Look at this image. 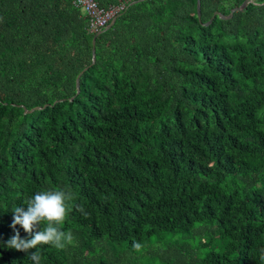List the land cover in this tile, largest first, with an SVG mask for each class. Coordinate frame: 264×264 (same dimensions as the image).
<instances>
[{
  "label": "trees",
  "instance_id": "trees-1",
  "mask_svg": "<svg viewBox=\"0 0 264 264\" xmlns=\"http://www.w3.org/2000/svg\"><path fill=\"white\" fill-rule=\"evenodd\" d=\"M96 1L128 2L97 36L73 0H0V264H33L5 243L45 189L73 240L40 264H261L264 0Z\"/></svg>",
  "mask_w": 264,
  "mask_h": 264
},
{
  "label": "clouds",
  "instance_id": "clouds-1",
  "mask_svg": "<svg viewBox=\"0 0 264 264\" xmlns=\"http://www.w3.org/2000/svg\"><path fill=\"white\" fill-rule=\"evenodd\" d=\"M73 199L71 190L45 189L37 191L25 201L26 209L23 205L13 207L10 227L14 230V235L6 241L5 247L28 253V259L33 264H40L39 249L42 246L49 245L56 249H64L73 240L72 233L65 232L61 228L67 213L71 211L70 202ZM77 210L87 215L83 205ZM17 226H20L31 238H21ZM141 247L140 243H133L135 250H140ZM32 249L35 251L30 252ZM259 251V260L264 264V248Z\"/></svg>",
  "mask_w": 264,
  "mask_h": 264
},
{
  "label": "built area",
  "instance_id": "built-area-1",
  "mask_svg": "<svg viewBox=\"0 0 264 264\" xmlns=\"http://www.w3.org/2000/svg\"><path fill=\"white\" fill-rule=\"evenodd\" d=\"M73 3L85 14L89 31L98 33L111 24L128 2L109 7H102L96 0H73Z\"/></svg>",
  "mask_w": 264,
  "mask_h": 264
},
{
  "label": "rangeland",
  "instance_id": "rangeland-1",
  "mask_svg": "<svg viewBox=\"0 0 264 264\" xmlns=\"http://www.w3.org/2000/svg\"><path fill=\"white\" fill-rule=\"evenodd\" d=\"M186 236V241L192 245L193 252L199 257H204L212 251H223L221 235L215 232L212 226L197 224Z\"/></svg>",
  "mask_w": 264,
  "mask_h": 264
},
{
  "label": "water",
  "instance_id": "water-1",
  "mask_svg": "<svg viewBox=\"0 0 264 264\" xmlns=\"http://www.w3.org/2000/svg\"><path fill=\"white\" fill-rule=\"evenodd\" d=\"M251 1H252V0H245V1L243 2L242 5L236 7L235 9H233V10H232V13L230 14V17L232 16V14H233V12H234L235 10H242V9H244L245 7L248 6V4H249ZM201 15H202V14H201V0H198V16H199V18L201 17ZM116 20H117V17H115V19L111 22L110 25H108V26L105 28V30L108 29V28H110V27L116 22ZM98 34H99V32L96 34V36H97ZM96 36L94 37V42H93V43H94V47H93V62L96 61V46H95V43H96ZM83 72H84V71H81V73L78 75V78H77V89H78V91H80V78H81Z\"/></svg>",
  "mask_w": 264,
  "mask_h": 264
},
{
  "label": "bare ground",
  "instance_id": "bare-ground-1",
  "mask_svg": "<svg viewBox=\"0 0 264 264\" xmlns=\"http://www.w3.org/2000/svg\"><path fill=\"white\" fill-rule=\"evenodd\" d=\"M110 25V24H109Z\"/></svg>",
  "mask_w": 264,
  "mask_h": 264
}]
</instances>
